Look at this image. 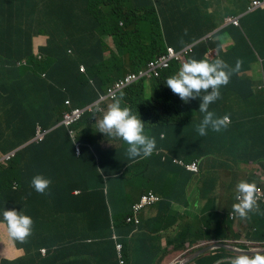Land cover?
<instances>
[{"label":"trees","instance_id":"trees-1","mask_svg":"<svg viewBox=\"0 0 264 264\" xmlns=\"http://www.w3.org/2000/svg\"><path fill=\"white\" fill-rule=\"evenodd\" d=\"M169 1L0 0V155L30 142L38 125L48 129L58 124L67 110L65 100L69 99L76 107L83 105V100L91 103L97 99L98 94L79 73L91 41L81 26L89 24L91 15L96 17L93 24L107 23L114 17L124 19L128 27H136L141 19L148 22L149 37L157 35L160 41L152 48L144 46L151 49L141 57V68L167 52L169 44L164 34H178L182 43L175 47L180 50L225 24L222 18L208 11H193L192 4L188 6L190 11L183 15L184 24L169 28L163 20V16L171 15L166 6ZM240 2L247 11L250 3ZM110 6L113 7L109 9ZM77 10L84 22L78 23L81 16H76ZM98 13L102 14L97 16ZM240 22V27L231 24L197 43L186 58L210 61L222 58L232 67L239 65L229 82L221 86L219 98L209 106L218 116L231 118L232 122L220 131L208 130L205 136H199L196 132L202 115L197 112L199 100L190 99L185 103L172 92L175 99L172 105L168 96L156 97L167 117L154 113L145 125L146 131L156 137L157 150L150 156L130 160L126 144L105 135L100 139L93 126L96 114L86 113L73 127L74 142L67 129L59 126L43 143H30L17 151L6 165L0 164V208L19 210L24 206L33 222L40 223L24 240L29 242L31 238L29 244L22 243V247L8 235L6 224L0 223L1 264H120L112 235L116 232L118 241L122 242L121 225L132 212L131 203L141 186L139 181L146 176L154 177V190L172 200L177 198L169 192L188 196L187 189L193 181L200 184L203 195L211 196L215 184L174 164V157L191 160L217 153L226 160L245 163L264 160V91L258 95L254 91L255 85L264 80V10L244 15ZM44 37L46 46H35ZM219 40L230 44L225 51L228 57L219 54L224 52ZM210 51L211 56H207ZM138 58L132 59L129 69H134ZM179 63H173L162 78L155 80L157 90L167 87L164 81L178 71ZM125 71L127 68L117 63L113 79L120 78ZM97 77L102 82L109 79L110 72L100 71ZM147 88L145 82L133 84L126 89L125 98L145 103ZM103 140L110 145L108 151L102 146ZM76 144L80 145L79 154L75 152ZM120 147L122 151L111 153ZM236 152L242 155L239 157ZM165 156L167 160H163ZM37 172L51 178L45 193L36 192L30 186V179ZM175 175L181 178V184L168 183V178ZM75 190L81 193L76 195ZM260 211L252 218L262 215L264 221V205ZM61 215L68 216L69 223L57 228ZM44 224L57 235L46 234ZM256 225L259 230V223ZM252 238L264 241V227ZM43 247L47 249V256L42 257ZM126 258L125 264L161 262L143 253L132 257L126 253Z\"/></svg>","mask_w":264,"mask_h":264},{"label":"clouds","instance_id":"clouds-1","mask_svg":"<svg viewBox=\"0 0 264 264\" xmlns=\"http://www.w3.org/2000/svg\"><path fill=\"white\" fill-rule=\"evenodd\" d=\"M176 1H169L166 6L170 8L169 4ZM238 1L241 0H232L236 8L239 7ZM247 1L250 3L247 11H245L244 5V11L240 14L233 15L241 10L226 16L225 24L221 28L215 29L196 43L183 45L180 50L175 47L182 43L180 36L164 34L166 43L169 44L167 52L150 61L143 68L140 66L141 57L157 41H160L157 35L155 38L149 37L148 22L141 19L136 27H128L124 19L114 17L107 23L93 24L92 21L96 17L91 15L89 24L81 26L83 33L91 36V41L85 50V64H80L79 73L84 75L86 81L98 94L97 99L91 103H86V100H83L84 104L76 107L71 105L69 99L65 100L67 110L63 113L58 124L48 129H43L38 125L30 142L5 155H0V164L6 165L17 151L30 143L35 145L43 143L47 136L59 126L67 129L69 137L74 142L76 131L73 127L86 113L96 114L97 118H95L93 126L100 134V139L102 135H105L110 138H118L120 142L126 144V155L130 160L150 156L157 150L156 137L146 131L145 125L151 121L154 113L160 112L163 117H167V114L160 110L164 107L159 106L156 97L168 96L172 105L175 102L172 92L178 94L185 103L190 99L199 100L197 112L202 114L196 125V132L199 136H205L208 130L220 131L227 123L232 122L231 118L230 116H218L213 110H210L209 106L219 98L221 86L229 82L239 65L232 67L222 58L212 61L206 58H186L190 53H193V47L197 43L231 24L240 27V20L244 15L264 10V0ZM208 12L211 14L210 10ZM101 14L98 13L97 16ZM165 18L163 16L164 21H166ZM81 21L84 22V19H80L78 23ZM165 23L168 24L167 21ZM38 43V48L46 46L45 37ZM147 45H150L151 48L144 47ZM225 51L219 54L227 56ZM215 52L218 53V51ZM136 56L139 58L134 62V69H129L132 59ZM207 56H211V51ZM38 57L40 58L41 55ZM175 62H180L178 71L166 78L164 84L167 87L157 90L155 80L162 78L163 74L171 69ZM261 62L263 63V60ZM117 63L127 68V71L123 76L114 80ZM103 70H108L110 77L100 82L97 74ZM59 75L61 77V74ZM44 76L42 74V77ZM141 82L148 85V101L143 103L138 99L137 102H132L125 98L126 89ZM60 86L62 85L60 84ZM254 91L257 95L264 91V80L255 85ZM193 119H195L194 116ZM160 136L163 138V133ZM102 146L105 151H108L110 145L103 140ZM118 151H122V147L111 151V153ZM75 152L76 154L80 153L79 144L75 145ZM236 153L239 157L242 155L240 152ZM221 156L215 153L209 154L206 158L196 156L191 160L184 157L173 158L174 164L182 167L188 173L196 176L201 175L204 180L214 183L211 196L203 195L200 191V184L193 181L187 189L188 196L179 192H169L170 195L177 198L172 200L153 188L134 198V202L131 203L132 212L121 225L122 242L118 241L119 237L116 232L112 235L116 241L120 264H125L126 253L130 257L142 253L151 259L156 256V260L162 261L157 264H264V241L252 238L260 232L264 224L262 215L256 219L252 218L253 214L261 212L264 205L263 176L253 172L247 173L246 177H241L242 173L239 171V167L232 166L231 163L243 161L226 160ZM163 160H167V156L163 157ZM251 163L260 164L264 168V160ZM254 166L260 171L264 170L260 166ZM233 172H236V179L231 182L230 179L227 182L222 181L223 175L230 178V173ZM50 183L51 178L40 172L34 174L30 179V186L40 193H45ZM14 188L16 189V186ZM80 193L81 190L74 191L76 195ZM146 197H149L150 200H147ZM157 207H162L157 216L151 220H145L144 213L148 209ZM165 210L167 211L164 212ZM249 219L252 222L248 221ZM67 222L69 223V221ZM0 223L6 224L8 235L12 239L18 240L19 246L22 247L21 242L32 231L33 218L25 211L24 206L19 210L4 207L0 208ZM151 223L157 228L149 229L148 226ZM258 223L259 230L256 228ZM243 224L249 226L250 234H240L237 238H232L227 234L228 228H233L234 232L231 234H235ZM161 237V241L166 240L164 244L168 245L167 249L157 250L152 254L148 244L153 248L155 240L158 241ZM41 252L47 256V249L43 248Z\"/></svg>","mask_w":264,"mask_h":264},{"label":"crops","instance_id":"crops-1","mask_svg":"<svg viewBox=\"0 0 264 264\" xmlns=\"http://www.w3.org/2000/svg\"><path fill=\"white\" fill-rule=\"evenodd\" d=\"M192 4H194L193 6V11H198V10H202L201 7L199 5H197L195 2L193 1H190L188 0L187 3L186 1H181V0H177L176 2H172L169 4L170 6V10H171V15L168 17V18H165V20L167 21V23L169 24V28H171L173 25L175 24H180L181 22L184 24V18L182 16V14L186 13V12H189L190 9L188 6H192ZM197 5V6H196ZM239 7H237L236 9V12H239V10H241L239 13H236L234 15H238L240 14L242 11H243V5L241 4L240 1H238V4H237ZM212 6H210L208 8V10H211ZM178 13V16H175V13ZM215 29V28H214ZM219 29V28H217ZM220 41V40H219ZM39 43L36 42L35 43V46H38ZM230 47V44L228 45L227 43H224V42H221L220 41V48L225 51L227 50L228 48ZM253 162V161H252ZM260 163V162H258ZM254 163H245V162H233L231 163L232 166H235V167H239V171L241 173H253V172H256L257 174H261L263 176V180H264V170L260 171L258 168H256L254 165H257V166H260L262 167L260 164H254ZM245 165H247V167H244ZM262 169H264L262 167ZM249 170V171H248ZM235 173L236 172H233V173H230V178L229 176L227 175H223L222 176V181H228L230 179V182L233 180V179H236L235 177ZM237 180H240V179H237ZM162 210V207H157V208H154V209H148L144 215H145V220H151L153 218H155L157 216V214ZM167 210H165L164 212H166ZM149 229L151 227H153L154 229L157 228L156 225H153V223L149 224ZM262 227H264V224L262 225ZM262 230V229H261ZM260 230V231H261ZM227 234L230 235V237L232 238H237L240 234L242 235H245V234H250L251 233V229L249 228V226H246V225H242L241 227H239V230L238 232H236L235 234H229L228 230H226ZM176 233V232H175ZM173 233V234H175ZM170 234H172V232L170 231ZM257 234H255V236H257ZM162 237L160 238V240H155V243H154V247L151 248L150 245L148 244V247L150 248V252L153 254L154 252H156L157 250H165L167 249L168 245H165L164 243L166 242V240H162ZM244 246H247L246 244H243ZM263 245V244H261ZM261 248V247H260Z\"/></svg>","mask_w":264,"mask_h":264},{"label":"rangeland","instance_id":"rangeland-1","mask_svg":"<svg viewBox=\"0 0 264 264\" xmlns=\"http://www.w3.org/2000/svg\"><path fill=\"white\" fill-rule=\"evenodd\" d=\"M195 3L197 5H199L204 12H207L208 8L210 6H212V8L210 10V12H211L210 15H214L215 17L222 18V21H225L226 16H228V15H230L232 13H235L236 9H237L236 6H234V4L232 3V0H206V3L203 0H197V1H195ZM75 13H76V16H81L79 10L75 11ZM81 19H83L82 16H81ZM226 36H228V35H226ZM243 176L246 177L247 173H243L241 177H243ZM170 178H173V180H170L168 178V180H170L169 183L171 182L170 183L171 185H174L175 183H177L175 181V179L178 180V182L181 181V178L178 177L177 175L171 176ZM139 183L141 184V186L138 187V194L140 196V195L143 194L144 191H150V190L153 189V187L155 186V178L151 177V176H146V179L139 181ZM58 218H59V221H57L58 223L56 224L57 228L65 225L66 222L69 221V217L68 216L61 215ZM33 224L34 225L32 226V231L35 230V229H38L40 227L39 223H34L33 222ZM67 224H68V222H67ZM44 226L46 228V230H45L46 234L52 235V236H56L57 235V233L52 231L51 228L48 227L46 224H44ZM43 229H44V227H43ZM228 232L229 233H233L234 229L233 228H228ZM30 240H31V238H30ZM30 240H29V242H30ZM56 240L59 241V237H57ZM29 242L23 241V242H21V244L22 243H28L29 244ZM1 261H2V259L0 260V264H1Z\"/></svg>","mask_w":264,"mask_h":264},{"label":"bare ground","instance_id":"bare-ground-1","mask_svg":"<svg viewBox=\"0 0 264 264\" xmlns=\"http://www.w3.org/2000/svg\"><path fill=\"white\" fill-rule=\"evenodd\" d=\"M196 6H197V5H196ZM232 9H233V8H232ZM228 10H229V9H228ZM238 11H240V10L238 9ZM222 13H223V12H222ZM226 14H227V13H226ZM229 14H230V13H229ZM207 39H208V38H207ZM209 44H210V43H209ZM209 44H208V45H209ZM204 46H205V45H204ZM211 46H212V45H211ZM211 46H210V47H211ZM204 50H205V49H203V52L205 53L206 51H204ZM214 50H215V49H214ZM69 52H71V51H69ZM205 54H206V53H205ZM176 141H177V140H176ZM175 143H176V142H175ZM140 164H141V163H140ZM248 171H249V170H248ZM242 174H243V173H242ZM143 175H144V174H143ZM143 175H142V176H143ZM144 176H145V175H144ZM169 179H170V180H173V178H169ZM170 180H168V183H169ZM175 181L178 183V180L175 179ZM172 182H173V181H172ZM170 183H171V182H170ZM177 183H175V184H177ZM177 185H178V184H177ZM16 208H17V207H16ZM17 209H18V208H17ZM258 215H259V214H258ZM39 224H40V223H39ZM33 225H34V224H33ZM42 226H43V225H42ZM42 228H43V227H42ZM43 233H44V232H43ZM43 236H44V235H43ZM27 238H28V237H27ZM29 239H30V238H29ZM17 242H18V241H17ZM17 242H16V243H17ZM22 242H23V241H22ZM44 242H46V241H44ZM42 244H43V243H42ZM47 245H48V244H47ZM17 246H18V245H17ZM38 247H39V246H38ZM43 248H44V247H43ZM24 254H25V253H24ZM48 254H49V252H48ZM30 255H31V254H30ZM143 255H144V254H143ZM27 256H28V255H27ZM141 256H142V255H141ZM28 257H29V256H28ZM28 257H27V258H28ZM42 257H43V254H42ZM23 258H24V257H23ZM25 258H26V257H25ZM29 258H30V257H29ZM155 258H156V257H155ZM155 260H156V259H155ZM6 261H7V260H6ZM156 261H157V260H156ZM11 262H12V261H11ZM161 262H162V261H161ZM2 263H5V262H2Z\"/></svg>","mask_w":264,"mask_h":264},{"label":"built area","instance_id":"built-area-1","mask_svg":"<svg viewBox=\"0 0 264 264\" xmlns=\"http://www.w3.org/2000/svg\"><path fill=\"white\" fill-rule=\"evenodd\" d=\"M39 139L41 140V138H39ZM146 199H147V200H150V198H149V197H146Z\"/></svg>","mask_w":264,"mask_h":264}]
</instances>
